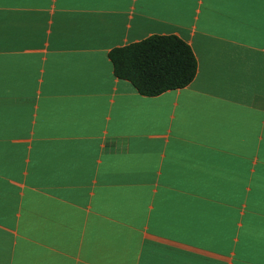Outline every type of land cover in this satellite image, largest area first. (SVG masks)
<instances>
[{
  "label": "crops",
  "instance_id": "0c3cea01",
  "mask_svg": "<svg viewBox=\"0 0 264 264\" xmlns=\"http://www.w3.org/2000/svg\"><path fill=\"white\" fill-rule=\"evenodd\" d=\"M171 34L188 86L115 75ZM0 264H264V0H0Z\"/></svg>",
  "mask_w": 264,
  "mask_h": 264
},
{
  "label": "trees",
  "instance_id": "16d2710c",
  "mask_svg": "<svg viewBox=\"0 0 264 264\" xmlns=\"http://www.w3.org/2000/svg\"><path fill=\"white\" fill-rule=\"evenodd\" d=\"M115 75L143 95L156 96L188 86L198 71L192 47L177 35H152L109 53Z\"/></svg>",
  "mask_w": 264,
  "mask_h": 264
}]
</instances>
